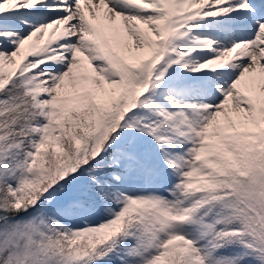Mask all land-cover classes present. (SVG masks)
<instances>
[{"label":"snow or ice","instance_id":"obj_1","mask_svg":"<svg viewBox=\"0 0 264 264\" xmlns=\"http://www.w3.org/2000/svg\"><path fill=\"white\" fill-rule=\"evenodd\" d=\"M0 264H264V0H0Z\"/></svg>","mask_w":264,"mask_h":264}]
</instances>
